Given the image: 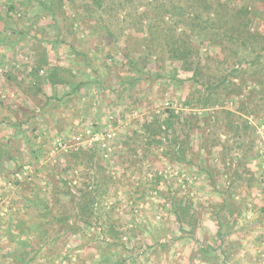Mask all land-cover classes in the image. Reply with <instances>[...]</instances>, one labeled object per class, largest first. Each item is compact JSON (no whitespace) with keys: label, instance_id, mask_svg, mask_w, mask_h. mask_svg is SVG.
Masks as SVG:
<instances>
[{"label":"rangeland","instance_id":"1","mask_svg":"<svg viewBox=\"0 0 264 264\" xmlns=\"http://www.w3.org/2000/svg\"><path fill=\"white\" fill-rule=\"evenodd\" d=\"M98 1L0 0V264L263 260L264 50L223 59L194 0ZM207 1L245 7L253 34L264 24V0ZM195 16L208 30L189 29ZM182 40L204 77L191 81L194 69L169 53ZM36 52L49 55L40 75L57 66L71 84L24 92ZM226 73L242 92L198 104ZM251 99L263 113L240 107ZM172 198L195 213L193 233ZM217 221L231 231L221 239Z\"/></svg>","mask_w":264,"mask_h":264},{"label":"trees","instance_id":"2","mask_svg":"<svg viewBox=\"0 0 264 264\" xmlns=\"http://www.w3.org/2000/svg\"><path fill=\"white\" fill-rule=\"evenodd\" d=\"M61 1L62 0H58V3L61 4ZM194 1H195V5L197 6L200 5L202 6V8H204V11L206 12L207 17L209 18L208 19L209 26H211V29L209 30L211 31H208V32L204 31V30H208L206 29V25L208 24L206 21L200 19L201 17L199 18V16H195L193 20H191V22L189 20L187 22V25L188 26L190 25L189 29L191 28L196 29L197 33H199L200 31L201 32L204 31L205 39L208 41L210 45L219 47L221 53L224 55L223 59H227L229 57L227 53H230V55L236 56V52L238 51L240 47L250 48V49L255 50L254 47L259 46V50H264V24L254 34L250 32L248 29V23L250 22V18L248 15V11L245 7L239 8L236 10L230 9L231 12H226L228 11L226 10L228 8L226 5L213 4V3L208 2L207 0H194ZM98 4H101V3L98 1ZM15 5L16 3L13 2L7 8V10L12 11L15 8ZM49 11L53 13V10L51 8L49 9ZM210 13H212V17L209 16ZM174 15L179 16L180 14L175 13ZM0 17H2L1 14H0ZM198 18L200 20H198ZM11 23L14 24V22H11ZM19 32L21 34L23 31L19 30ZM180 42H181L180 46L170 48L169 53L171 54L174 52V54L176 55L175 58H179V60L184 65L183 68L185 70H191L192 68L194 69L193 78H190L191 81L193 79L196 80L198 77L199 78L204 77V75H206V72L205 71L203 72L205 66L203 67L199 64L200 61L198 58L197 50L191 47L190 44L186 41L182 40ZM10 43L11 42H8V40L6 39L5 44H10ZM175 48L176 50H174ZM47 56L49 55H47L45 52L35 53L34 62H33L34 64L32 65L31 71L28 74H26L27 79L31 82V86H29L27 90H24V92L27 93V91L30 90L31 87L34 88L35 92H41V88L39 84L43 80L45 84L49 85V87L54 86L56 84L63 85L65 83L66 84L69 83L68 81L67 82L65 81L64 77L61 75V71H60L61 69L57 68V66H52L50 69L46 70V74L44 75L39 74L40 70H42V67L47 66L49 64V59ZM261 56L262 54H259V52H257L255 59H257V61L259 62L262 59ZM208 70L211 71L209 67H208ZM260 74L263 75L264 73H260ZM211 76H213V74H210L207 78L210 80H213L214 77H211ZM231 76L232 75L229 73L221 74L219 79H217V82L214 85L205 86L206 91H207V96H203L204 94L203 95L201 94L200 98L198 99V104H200L204 108H207L210 104L217 103L218 101H220L221 96L225 98L228 95H231V93L240 94L242 92V88L241 86H237V85L235 86L234 83L230 82L229 77ZM4 80L7 86L12 90L15 89L16 87H19V85L16 82V76H13L12 74H9L8 72H4ZM199 84L200 86L203 85L201 84V82ZM79 85L80 84L73 85V88L71 87L72 90L74 91L75 89H78ZM197 91L200 93L199 90ZM51 100H54V97L52 98V96H47V99L45 100L44 105L46 104L47 106H49L50 105L49 101ZM251 103H256V102H253L251 99V102L248 100V102L246 103L247 105L245 107H242V106L240 107L244 109L246 112H248V109L251 108V109H256L259 113H263L261 112L262 110L260 108H257L251 105ZM257 103H260L259 100H257ZM56 106H52V107L57 108L58 106L57 107ZM171 115H173L172 111L169 112L170 117H172ZM161 125L162 124L158 125V127L161 128ZM163 125H164L163 129L169 128L168 122H164ZM236 128L237 127H235V130ZM176 140L177 139L175 138L174 140H172V142L175 145L179 142L178 140L177 141ZM6 155L7 153L0 155V159L5 157ZM94 156H95V152L91 153L88 157L92 159L94 158ZM64 170H66V168H64L63 171ZM86 198L89 204L93 203V200H92L93 198H89V197H86ZM171 203H172L171 206L173 208L172 216H174L177 223L179 225L181 224L188 225L190 229V233H193L196 229V226H195L196 218L194 215L195 213L190 212V206L183 199L178 200V199L172 198ZM84 205L85 204H81L80 208H83ZM220 207L222 209L223 204H221V206H218V209ZM228 229H229V226L227 224L223 226L220 221H217L215 234L218 238L221 239L225 235H228L229 232H231V231L228 232ZM21 243L23 244V242ZM163 245L164 244H162L161 246ZM201 252H203V250H201ZM203 254L205 253H202V257H203ZM116 262H118L119 264H124V262L122 261H116Z\"/></svg>","mask_w":264,"mask_h":264},{"label":"crops","instance_id":"3","mask_svg":"<svg viewBox=\"0 0 264 264\" xmlns=\"http://www.w3.org/2000/svg\"><path fill=\"white\" fill-rule=\"evenodd\" d=\"M236 232H237V231H236V230H234V232H233V233H236ZM263 254H264V252H263ZM263 254H262V255H263ZM258 259H259V258H258ZM241 261H242V262H239V263H242V264H244V261H243V259H242ZM262 263L264 264V259H263V260H261V261H260V260H258L256 264H262Z\"/></svg>","mask_w":264,"mask_h":264}]
</instances>
